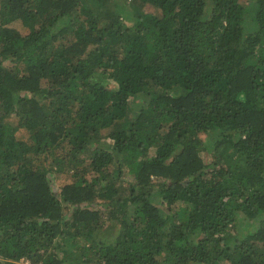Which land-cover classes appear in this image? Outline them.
I'll use <instances>...</instances> for the list:
<instances>
[{
	"label": "trees",
	"instance_id": "1",
	"mask_svg": "<svg viewBox=\"0 0 264 264\" xmlns=\"http://www.w3.org/2000/svg\"><path fill=\"white\" fill-rule=\"evenodd\" d=\"M23 258L264 264V0H0V264Z\"/></svg>",
	"mask_w": 264,
	"mask_h": 264
},
{
	"label": "rangeland",
	"instance_id": "2",
	"mask_svg": "<svg viewBox=\"0 0 264 264\" xmlns=\"http://www.w3.org/2000/svg\"><path fill=\"white\" fill-rule=\"evenodd\" d=\"M132 0H129V2H131ZM244 1H248V0H244ZM132 5V7H133V14H136V16L137 15H139L140 13H142V12H146V13H152V14H158L159 13V9H157V7H155L154 5H152V4H142V5H140L139 3H136V2H134L133 4H131ZM130 5V6H131ZM128 23H132V22H130V21H128ZM12 26H14V27H16V28H18V29H20L23 33H26V32H28L29 30L23 25V23L22 22H20V21H16V22H14L13 24H12ZM6 65L8 66V67H10L12 64L9 62V61H7L6 62ZM10 120L13 122V123H15L16 121H17V119L15 118V117H10ZM18 137L19 138H21V139H28V133H27V131L26 130H24V129H19V131H18ZM204 138V137H203ZM111 148V147H110ZM202 155H203V157H205V159L207 160V161H210L211 160V158H210V151H208V150H203V152H202ZM51 180H52V185H53V187H54V190L57 192V189H58V185H59V181L58 180H56V178H55V175L54 174H51ZM64 177H62L61 179H63ZM255 228V225H252V226H249V225H247V223H243V224H240L239 225V227H238V229H239V233H240V235H244V234H246L249 230H253Z\"/></svg>",
	"mask_w": 264,
	"mask_h": 264
},
{
	"label": "built area",
	"instance_id": "3",
	"mask_svg": "<svg viewBox=\"0 0 264 264\" xmlns=\"http://www.w3.org/2000/svg\"><path fill=\"white\" fill-rule=\"evenodd\" d=\"M21 264H34L30 259H27V258H23L21 261H20ZM38 264H44L42 262L38 263Z\"/></svg>",
	"mask_w": 264,
	"mask_h": 264
}]
</instances>
